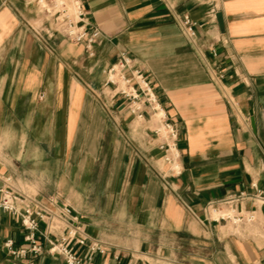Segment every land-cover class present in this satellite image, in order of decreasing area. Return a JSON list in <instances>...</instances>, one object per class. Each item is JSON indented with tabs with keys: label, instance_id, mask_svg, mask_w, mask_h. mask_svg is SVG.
<instances>
[{
	"label": "crops",
	"instance_id": "crops-1",
	"mask_svg": "<svg viewBox=\"0 0 264 264\" xmlns=\"http://www.w3.org/2000/svg\"><path fill=\"white\" fill-rule=\"evenodd\" d=\"M81 3L90 53L37 0H0V187L52 213L31 230L0 209V264H66L63 240L85 264H264V0ZM122 56L178 125L179 172L151 107L108 80ZM240 191L254 219L218 218Z\"/></svg>",
	"mask_w": 264,
	"mask_h": 264
},
{
	"label": "built area",
	"instance_id": "built-area-1",
	"mask_svg": "<svg viewBox=\"0 0 264 264\" xmlns=\"http://www.w3.org/2000/svg\"><path fill=\"white\" fill-rule=\"evenodd\" d=\"M40 11L51 17L57 24L58 29L62 31L65 36L71 41L81 42L85 45L87 51L93 52L95 44L98 43L101 37L100 29L96 27L88 28L85 22V14L82 7L81 0H37ZM181 27H183L184 33L193 39L195 35L194 25L188 15H183L181 20ZM131 60L122 56L119 61L113 63L106 71L108 80L116 83L118 80L122 82V87L119 88V93L123 94L130 99V112L141 116V102L148 104L151 107V116L156 119L157 126L154 129L155 133H161L166 138L165 150L168 152L165 156V160L168 163H172L173 170L175 172L180 171L179 165L176 163V159L179 157V150L177 149L178 125L166 117V113L163 110L161 104L156 99L153 89L151 88L150 81L140 71L134 72V77L137 83V88H134L129 83L131 78H127L121 73L122 69L129 66ZM0 209L12 212L14 214L20 213L22 215L23 225L31 230H37L38 220L32 214L42 217L40 212L44 213L48 217H51V212H46L41 208L38 211L31 210L30 208L24 209L21 213L17 208V201L20 194L18 191L6 190L0 187ZM250 194L240 191L235 195H232L223 200L225 207L212 206L211 210L217 213V217L223 220H229L232 223L248 222L254 219V211H243L242 209H236L235 202H241L244 198ZM257 197L261 203H264V193L257 190L255 194H251ZM66 211L69 208L65 207ZM33 216V217H32ZM33 234L29 235V240H32ZM82 241V240H81ZM52 249L63 255L66 264H85L76 255L73 247L70 245V240H63L60 243L52 244ZM33 251H39L41 246L33 244Z\"/></svg>",
	"mask_w": 264,
	"mask_h": 264
},
{
	"label": "water",
	"instance_id": "water-1",
	"mask_svg": "<svg viewBox=\"0 0 264 264\" xmlns=\"http://www.w3.org/2000/svg\"><path fill=\"white\" fill-rule=\"evenodd\" d=\"M217 20H218V23L221 25L222 24V16H221V13H218L217 14Z\"/></svg>",
	"mask_w": 264,
	"mask_h": 264
},
{
	"label": "rangeland",
	"instance_id": "rangeland-1",
	"mask_svg": "<svg viewBox=\"0 0 264 264\" xmlns=\"http://www.w3.org/2000/svg\"><path fill=\"white\" fill-rule=\"evenodd\" d=\"M97 175H98V172H94V177L95 178H97ZM107 175H108V173H107ZM96 189H97V187H96Z\"/></svg>",
	"mask_w": 264,
	"mask_h": 264
}]
</instances>
